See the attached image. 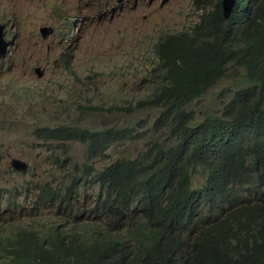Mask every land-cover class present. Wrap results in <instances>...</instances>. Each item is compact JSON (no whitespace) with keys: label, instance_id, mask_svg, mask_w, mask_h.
Returning a JSON list of instances; mask_svg holds the SVG:
<instances>
[{"label":"trees","instance_id":"16d2710c","mask_svg":"<svg viewBox=\"0 0 264 264\" xmlns=\"http://www.w3.org/2000/svg\"><path fill=\"white\" fill-rule=\"evenodd\" d=\"M238 5L227 19L218 6L189 30L162 33L150 56L162 74L152 95L105 109L162 108L158 123L176 135L173 146L155 141L140 156L96 171L88 207L83 180L91 165L63 191L45 185L38 207L57 204L66 222L58 213L47 222L43 214L26 224L1 222L0 264H264V33L248 27L264 28V0L254 2L261 13L248 17L242 33ZM231 66L244 69L247 85L233 92L221 115L192 122L187 104ZM44 130L47 139L85 143L90 159L136 138L130 128ZM195 175L204 177L200 186Z\"/></svg>","mask_w":264,"mask_h":264},{"label":"rangeland","instance_id":"374dc122","mask_svg":"<svg viewBox=\"0 0 264 264\" xmlns=\"http://www.w3.org/2000/svg\"><path fill=\"white\" fill-rule=\"evenodd\" d=\"M215 3L0 0L1 33L7 44L0 56V225L31 221L36 217L38 189L49 183L60 187L72 176L82 175L86 164L91 170L84 173L89 180L83 181L90 194L97 190L96 180L89 182L96 171L121 158L140 156L155 141L173 146L176 138L168 124L158 123L162 108H134L129 113L105 109L135 105L150 97L162 75L150 58L154 42L162 33L190 28ZM46 26L53 32L43 37L41 28ZM36 67L41 68L40 74ZM244 79V69L231 66L215 86L187 104L192 122L207 114L221 115L233 92L247 85ZM95 106L104 109L90 108ZM63 125L130 128L136 138L114 142L90 159L83 142L43 137L44 128ZM14 157L26 161L29 168L16 171L10 164ZM203 182L202 175L193 177L196 186ZM59 210L38 207L36 213L47 222Z\"/></svg>","mask_w":264,"mask_h":264},{"label":"clouds","instance_id":"9594fccd","mask_svg":"<svg viewBox=\"0 0 264 264\" xmlns=\"http://www.w3.org/2000/svg\"><path fill=\"white\" fill-rule=\"evenodd\" d=\"M124 0H116V2H118V3H120V2H123ZM205 1V0H204ZM239 1V5H238V7L241 9V14L239 15V17H238V20H237V24H238V26H239V31H238V33H242L243 32V29H244V27L245 26H248L247 24H246V22H247V19H248V17H253V16H255L256 14H258V13H261L260 12V10H259V5H257V6H255L254 5V2L255 1H258V0H247L246 1V7L244 8V9H242V3L240 2V1H242V0H215V7L211 10V11H206V12H204V13H208V14H211L218 6H220L221 8H222V14H223V16H224V18L225 19H227V18H229V17H231V15H232V12H233V7H234V5L235 4H237V2ZM263 1V0H262ZM69 6V5H68ZM64 11H67V6L64 8ZM70 12H67V14H69ZM204 13H202V15L204 14ZM76 17H77V19H78V17H79V10H78V8L75 10V14H74ZM201 15V16H202ZM201 16L197 19V21L199 20V19H201ZM194 24V23H193ZM193 24H191V26L193 25ZM261 23H259V24H252V25H250V26H248L249 27V30L251 31V32H253L254 34H256V33H258V32H262V33H264V28H262V29H259V30H257L256 28H258L259 27V25H260ZM190 26V27H191ZM0 27H1V25H0ZM46 29H50V32L47 34V36L48 35H50L52 32H53V29L51 28V27H49V26H46V27H42L41 28V33H42V36H43V32L46 30ZM1 30H2V27H1ZM1 30H0V33H1ZM187 30H189V28L187 29ZM2 34V33H1ZM43 37H46V36H43ZM4 54V53H3ZM2 54V55H3ZM2 55H0V56H2ZM36 68H38V67H36ZM36 68H35V70H36ZM37 72V71H36ZM168 127H169V129L171 130V128H170V126L168 125ZM171 133L174 135V138H175V134L172 132V130H171ZM14 158H16V157H14ZM14 158H12V160L14 159ZM17 159H20V158H17ZM12 160H11V162H12ZM20 160H22V159H20ZM22 161H24V160H22ZM24 162H26V161H24ZM27 163V162H26ZM11 164V163H10ZM28 164V163H27ZM11 166H12V164H11ZM13 167V166H12ZM16 171H18V172H24V171H26L28 168H29V164H28V167H27V169L26 170H24V171H19V170H17L15 167H13ZM72 179V178H71ZM71 179L70 180H66V181H63L62 182V184H61V186L59 187V186H56V185H54V184H52V183H49V184H47L46 186H50V187H53V188H55V189H57L58 191H63L64 189H65V186H66V184L68 183V181H71ZM80 182V181H79ZM84 184H85V182H84ZM201 185V184H200ZM199 185V186H200ZM45 185H43V186H41L39 189H38V191L36 192V198H35V207H33V210L35 209V214L36 215H39V214H41V213H39V214H37L36 213V209L38 208V205H39V203L37 202V199H38V196L40 195V194H42V191H43V189H44V187H46ZM196 186V185H195ZM84 190H85V197H84V199L82 200V205L83 206H85V207H88V206H91L92 204H93V196H91V194L94 192H92V193H87L86 194V184H85V186H84ZM89 196V197H88ZM87 197H88V199H87ZM87 205V206H86ZM54 206H57L58 208H59V206L56 204V205H53V206H51V205H49V206H46V207H54ZM39 207H43V206H39ZM56 213H58L59 214V217H60V219L63 221V222H66V217L64 216V208H62L61 207V210H59V211H57ZM55 213V214H56ZM55 214H54V216H51L50 215V218L51 217H55ZM38 216H36L35 218H32L31 219V221L32 220H34V219H36ZM28 222H29V220H28ZM27 223V222H26Z\"/></svg>","mask_w":264,"mask_h":264},{"label":"water","instance_id":"95a60500","mask_svg":"<svg viewBox=\"0 0 264 264\" xmlns=\"http://www.w3.org/2000/svg\"><path fill=\"white\" fill-rule=\"evenodd\" d=\"M1 30V27H0ZM50 32V29H46L43 32V36H47V34ZM7 44L6 42L2 39V34L0 33V55H2L6 51ZM36 71L38 74L41 73V68H36ZM12 166L15 167L19 171H24L27 169L28 164L20 159L14 158L11 162Z\"/></svg>","mask_w":264,"mask_h":264}]
</instances>
